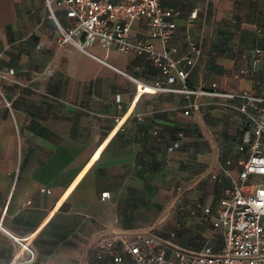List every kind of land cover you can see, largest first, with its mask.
I'll use <instances>...</instances> for the list:
<instances>
[{"label":"crops","instance_id":"obj_1","mask_svg":"<svg viewBox=\"0 0 264 264\" xmlns=\"http://www.w3.org/2000/svg\"><path fill=\"white\" fill-rule=\"evenodd\" d=\"M161 3L178 12L169 40L151 37L143 18L132 30L160 53L177 47L173 57L200 48L190 84L264 91V0ZM57 34L44 0H0V264H140L98 253L96 241L113 232L152 233L170 258L216 245L201 218L243 165L238 101L151 91L136 98L133 78L160 76L151 55L59 44Z\"/></svg>","mask_w":264,"mask_h":264},{"label":"built area","instance_id":"obj_2","mask_svg":"<svg viewBox=\"0 0 264 264\" xmlns=\"http://www.w3.org/2000/svg\"><path fill=\"white\" fill-rule=\"evenodd\" d=\"M44 2L48 17L58 28L56 41L59 44H72L85 49L98 43L121 53L149 54L160 64V76L154 82L146 83L133 78L139 84L136 98L145 91L181 93L188 98L193 95L226 97L237 100L235 106L246 117L239 144V150L244 153L239 176L232 177L231 187L226 190L215 209L207 206L202 212L201 221L210 223L218 235L216 245L207 242L196 251L177 249L174 258H170L164 251L156 249L152 233H137L131 237L113 232L96 241L94 247L98 253H107L115 261L131 256L140 264H264V91L220 90L216 83L210 88L190 84L188 68L194 62L193 54L201 53L200 48L192 44L189 51L173 57L171 54L177 51V47H171L170 52L160 53L152 42L142 40L132 30L133 21L143 18L151 37L166 42L174 35L178 12L162 5L161 0ZM59 11L69 18L68 25L61 23ZM162 56L165 57L164 62H161ZM194 105L189 103L184 112L190 113ZM131 112L132 108L117 121L116 129L123 125ZM222 169L229 173L227 168ZM214 178H217V174H214ZM41 190L50 192L45 187ZM101 196L106 198L110 192L104 191ZM33 237L29 235L23 241V249L28 248Z\"/></svg>","mask_w":264,"mask_h":264}]
</instances>
